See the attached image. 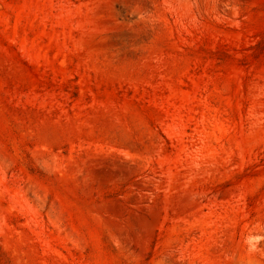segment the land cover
Here are the masks:
<instances>
[{"label":"rangeland","instance_id":"rangeland-1","mask_svg":"<svg viewBox=\"0 0 264 264\" xmlns=\"http://www.w3.org/2000/svg\"><path fill=\"white\" fill-rule=\"evenodd\" d=\"M0 264H264V0H0Z\"/></svg>","mask_w":264,"mask_h":264}]
</instances>
